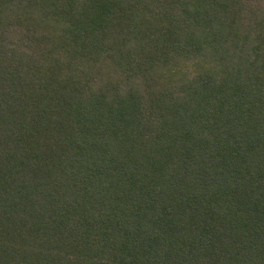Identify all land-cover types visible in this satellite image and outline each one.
Listing matches in <instances>:
<instances>
[{
  "label": "trees",
  "instance_id": "trees-1",
  "mask_svg": "<svg viewBox=\"0 0 264 264\" xmlns=\"http://www.w3.org/2000/svg\"><path fill=\"white\" fill-rule=\"evenodd\" d=\"M0 264H264V0H0Z\"/></svg>",
  "mask_w": 264,
  "mask_h": 264
}]
</instances>
